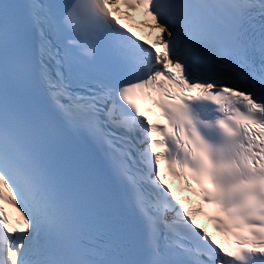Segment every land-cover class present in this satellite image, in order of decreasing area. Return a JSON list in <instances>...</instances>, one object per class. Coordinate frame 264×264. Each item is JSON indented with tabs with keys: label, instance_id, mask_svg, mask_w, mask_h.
Wrapping results in <instances>:
<instances>
[{
	"label": "snow or ice",
	"instance_id": "1",
	"mask_svg": "<svg viewBox=\"0 0 264 264\" xmlns=\"http://www.w3.org/2000/svg\"><path fill=\"white\" fill-rule=\"evenodd\" d=\"M0 264H264V0H0Z\"/></svg>",
	"mask_w": 264,
	"mask_h": 264
}]
</instances>
